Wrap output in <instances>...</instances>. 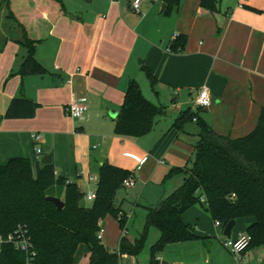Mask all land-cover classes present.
Returning a JSON list of instances; mask_svg holds the SVG:
<instances>
[{"label": "crops", "instance_id": "0c3cea01", "mask_svg": "<svg viewBox=\"0 0 264 264\" xmlns=\"http://www.w3.org/2000/svg\"><path fill=\"white\" fill-rule=\"evenodd\" d=\"M61 1L65 11L52 16L46 5H34L33 0L17 14L28 36L39 40L32 53L43 74L19 73L28 55L25 45L17 40L21 34L16 33L13 40L0 29V38L7 35L0 48V165L18 156L34 165L51 151L56 175L76 184L80 181L71 177H94L92 171L98 177L104 161L129 170L131 176L143 170L151 151L138 139L112 134L131 79L139 84L144 97L150 100L149 91L159 104L162 96L176 107L188 99L182 108L177 107L179 114L194 105L197 91L205 85L211 104L199 111H204L203 119L217 133L237 138L255 126L264 106V0H217L218 10L213 13L201 8L200 0H178L170 6L165 0H141L139 12L132 9V0ZM16 97L39 104L32 117L2 116ZM71 97L87 101V113L80 120L66 111ZM88 124H97V132L104 131V126L112 135L98 138L94 154L85 148L92 136L87 135L91 131ZM184 132L171 134L173 146L180 143ZM34 133L41 135L39 142L34 141ZM35 144L42 149L38 155ZM181 149L185 158L186 150ZM170 158L172 167L191 161L190 157ZM154 160L156 164L167 163L160 157ZM201 207L204 211L198 209L196 227L189 223L186 212L181 215L183 222L193 226L194 240L166 244L157 253V264L163 260L165 264H262L264 257L258 247L245 249L238 260L225 249L223 229ZM243 218L247 228L253 219ZM153 232L151 244L158 239L157 231ZM241 232L246 231L233 228L230 236L236 238ZM81 246L88 253L86 244L77 250Z\"/></svg>", "mask_w": 264, "mask_h": 264}, {"label": "trees", "instance_id": "16d2710c", "mask_svg": "<svg viewBox=\"0 0 264 264\" xmlns=\"http://www.w3.org/2000/svg\"><path fill=\"white\" fill-rule=\"evenodd\" d=\"M28 1L2 0L7 9L6 19L14 23L11 28L4 26V30L14 40L17 36L14 31L18 28L21 37L17 40L27 48L28 55L21 63L19 73L43 74L44 69L32 53L39 40L28 36L17 15ZM177 1L165 0L169 6ZM33 3L46 5L50 16L65 11L61 0H33ZM200 7L217 12V0H200ZM6 36L0 38V48ZM145 73L154 84L148 69ZM128 82L114 119V129L119 136L138 137L151 129L156 116L165 112L143 96L137 82L133 79ZM38 106L34 100L16 97L11 99L2 116L30 118ZM199 109L194 111L189 106L180 111L172 123V128L180 132L184 131L186 123H197L191 165L170 168L166 178L181 173L183 180L172 192L149 206L143 231L135 241H130L121 232L118 246L110 249L97 238L104 216L121 213L113 203V189L132 175L129 170L108 161L102 162L98 169L96 196L87 203L86 193L75 182L56 175L52 162L41 164L36 161L33 165L22 156L11 157L0 165V234L5 235L17 225H24L36 251L34 264H77L74 255L80 244H86L88 248L87 264H122V255L140 253L147 230L153 227L158 239L150 245L151 256L147 264H157V253L166 244L194 240L193 226L183 222L181 215L199 202L222 229L230 219H253L246 228L252 236L247 248L264 247V106L260 108L253 129L237 138L217 133L199 116ZM51 195L63 201L60 209L46 199ZM119 224L124 225L121 217ZM24 262L23 253L11 244L2 247L0 264Z\"/></svg>", "mask_w": 264, "mask_h": 264}, {"label": "rangeland", "instance_id": "374dc122", "mask_svg": "<svg viewBox=\"0 0 264 264\" xmlns=\"http://www.w3.org/2000/svg\"><path fill=\"white\" fill-rule=\"evenodd\" d=\"M0 29H5L4 26H14V23L6 19L5 15L7 12L6 7L2 0H0ZM19 29L15 28V34L18 33ZM13 32V33H14ZM147 96L154 102L157 106H160L164 109L163 114L158 115L154 118V123L151 126V129L143 134L142 136L138 137H131V136H123L126 139H138L141 141L146 151H151L152 156L150 157L149 161L145 164L143 170H138L134 173V184L129 187H125L123 184H119L113 189V203L116 207L119 208L121 212V218L123 220V227L119 224L120 215L113 216L110 213L106 214L101 221V226L103 227V232L101 235V240L103 243L109 247L110 249H115L118 246L119 237L121 232L126 236L127 239L130 241H135V238L140 237L141 232L143 231L146 219V213L148 211L149 206L155 205V202L160 199L161 197L166 196V194L172 192L183 180V174L177 173L176 175L172 176V178H165L166 174L172 167L170 164V157L176 156V159H183V155L180 154L181 147L185 148V160L188 157L192 159V141L195 139V133L198 130L197 123L195 121H190L186 123L184 127L185 132L180 134V138L175 146L172 145L170 141L171 134L177 130L171 127L172 121L174 117L179 114L178 108H182V104L187 102V96L185 99L187 101H179L176 106H172V102L170 100L163 101L160 100L162 103H157V98L154 97L153 93L146 91ZM87 113V112H86ZM199 116L201 118L204 117V111H199ZM88 128L91 131L87 132V135H92L91 139L88 143H86V152H90L91 154L96 153L97 147L95 146L98 138L101 136L109 137L108 130L104 128V131L97 132L96 129H100L97 127V124L91 125L88 124ZM114 129V128H113ZM112 134H116L115 129L113 130ZM112 136V135H110ZM175 137V134H174ZM173 137V138H174ZM183 143V144H182ZM100 147V146H99ZM162 158L167 162L166 164H156L154 159ZM170 158V159H168ZM184 160V162H185ZM191 162V161H190ZM184 163L191 165V163ZM183 166V165H182ZM97 168V166H96ZM92 175L94 176L92 179L91 177L82 174L80 177H71L74 180L80 181L78 182L77 186L84 190L85 193L94 192L97 187L98 177L95 172L92 171ZM96 176V177H95ZM83 179V180H82ZM82 180V182H81ZM86 200V199H85ZM87 203L90 201L86 200ZM202 205L197 202L192 204V207L188 208L185 212L187 215L189 223L197 226V213L198 209H202ZM204 211V210H203ZM247 220L243 217H240L237 225L234 228H240L246 231V222ZM153 231H156L153 227H150L147 230L146 234V241L144 244L143 249L140 253L136 256L134 255H122L121 263L122 264H147L148 260L151 256L150 254V244L154 240L155 234ZM223 237V236H222ZM258 251L264 257V247L259 246ZM87 250L85 246H81L77 250V259L79 264H87L88 256ZM264 263V259L261 262Z\"/></svg>", "mask_w": 264, "mask_h": 264}, {"label": "built area", "instance_id": "2783aa9c", "mask_svg": "<svg viewBox=\"0 0 264 264\" xmlns=\"http://www.w3.org/2000/svg\"><path fill=\"white\" fill-rule=\"evenodd\" d=\"M132 9L135 12H139L141 8V0H132L131 1ZM177 35V34H176ZM70 80H66V84H69ZM196 98L194 100V105L191 107L192 110L197 108H205L211 104V97L208 94L207 87L202 86L196 93ZM87 110V101L84 97H71V101L66 106V111L74 119H81L84 117V113ZM41 135L39 133L33 134V139L35 142H39ZM36 155L40 154L42 149L39 145L35 144L33 146ZM145 159V158H144ZM139 160V163L142 164L145 160ZM93 177H91L92 179ZM134 184V177L130 176L128 179L124 180L123 185L125 187L132 186ZM96 196L95 192H89L86 194L85 198L88 201H92ZM121 217V213L119 214ZM216 226H220L218 221H215ZM103 232V227L100 225L99 231L97 232V238L101 239ZM223 236V235H222ZM252 240V236L247 232H241L237 235L236 238L223 236L222 246L227 249L229 252L235 255L236 259L240 258L241 253L247 249L248 245ZM11 244L16 250L23 253L25 258L24 264H34L36 251L34 244L31 241V237L28 229L20 224L17 225L15 229L8 232L5 235L0 234V252L2 247L6 244Z\"/></svg>", "mask_w": 264, "mask_h": 264}, {"label": "water", "instance_id": "95a60500", "mask_svg": "<svg viewBox=\"0 0 264 264\" xmlns=\"http://www.w3.org/2000/svg\"><path fill=\"white\" fill-rule=\"evenodd\" d=\"M111 115L115 116L116 114L115 112H112ZM51 157H52V152L50 151L49 153L41 156L40 162L43 164H50ZM46 199L50 202L52 201L58 209H60L63 206V201L57 196H54V195L47 196ZM235 225H236V220L230 219V221H228L225 224V227L223 228V231H222V235L226 237H230L231 231L235 227ZM165 263H166L165 260H163L161 261L160 264H165Z\"/></svg>", "mask_w": 264, "mask_h": 264}]
</instances>
